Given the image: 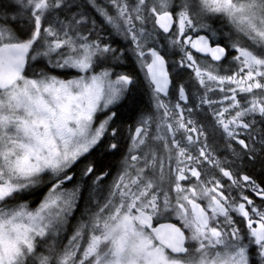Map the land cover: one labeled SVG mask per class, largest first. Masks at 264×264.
<instances>
[{
	"label": "snow or ice",
	"instance_id": "1",
	"mask_svg": "<svg viewBox=\"0 0 264 264\" xmlns=\"http://www.w3.org/2000/svg\"><path fill=\"white\" fill-rule=\"evenodd\" d=\"M0 264H264V0H0Z\"/></svg>",
	"mask_w": 264,
	"mask_h": 264
}]
</instances>
